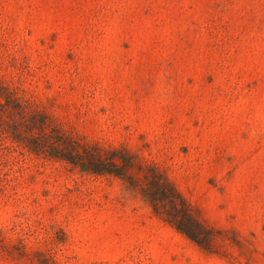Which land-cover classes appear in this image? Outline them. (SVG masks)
<instances>
[{"label": "rangeland", "instance_id": "rangeland-1", "mask_svg": "<svg viewBox=\"0 0 264 264\" xmlns=\"http://www.w3.org/2000/svg\"><path fill=\"white\" fill-rule=\"evenodd\" d=\"M0 80L225 231L205 251L119 178L0 127V264H264V0H0Z\"/></svg>", "mask_w": 264, "mask_h": 264}, {"label": "trees", "instance_id": "trees-1", "mask_svg": "<svg viewBox=\"0 0 264 264\" xmlns=\"http://www.w3.org/2000/svg\"><path fill=\"white\" fill-rule=\"evenodd\" d=\"M0 80V127L32 152L65 161L81 172L111 175L135 190L151 211L178 233L208 252L216 234L225 232L206 223L157 164L124 146H101L82 141L55 125L43 111L25 109Z\"/></svg>", "mask_w": 264, "mask_h": 264}]
</instances>
